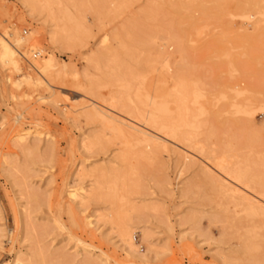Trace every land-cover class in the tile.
I'll use <instances>...</instances> for the list:
<instances>
[{"label":"rangeland","instance_id":"rangeland-1","mask_svg":"<svg viewBox=\"0 0 264 264\" xmlns=\"http://www.w3.org/2000/svg\"><path fill=\"white\" fill-rule=\"evenodd\" d=\"M237 1L0 0V39L53 65L0 62V264H264V226L214 166L264 187V15L243 19ZM161 101L159 121L190 127L152 156L89 111L145 126L137 112ZM19 129L31 135L17 144Z\"/></svg>","mask_w":264,"mask_h":264},{"label":"bare ground","instance_id":"bare-ground-1","mask_svg":"<svg viewBox=\"0 0 264 264\" xmlns=\"http://www.w3.org/2000/svg\"><path fill=\"white\" fill-rule=\"evenodd\" d=\"M243 1H246V0H243ZM234 6L239 12L240 11L242 12L241 17L243 19H246L249 21L251 19L253 21L255 14H257L259 17L260 16L263 17V15H264V0H247L245 3L238 0ZM64 15L66 16V19L70 20V17H69L70 14H69L68 9L64 10ZM256 20H259V19H257V17H256ZM256 20H254L255 21L254 26H255V24H256V26H258L259 22H261V20H259V21H256ZM75 23H77V22H75ZM251 24H253V23L251 22ZM62 28H63V26H62ZM58 29H59V27H58ZM58 29L56 27V31H54L55 29H53L50 32V35H51L50 38H52V40L60 39L59 37L61 35L59 34ZM63 30H66V29H63ZM20 40H21L20 37L19 38L15 37L12 41H10L6 38L0 39V62L1 63L16 66L15 54H24L30 59L29 53H30V51H32L33 47H31L29 50L22 48L20 46ZM62 40H64V39H62ZM167 41L169 42V44L171 43V44L176 46V49H177L176 52H180L179 40H177L173 37H168ZM30 60H31V63L35 66V68L40 72V75L47 74L53 68V65L51 64L49 59H42V60L30 59ZM56 74H58V73H56ZM38 80H40V79H38ZM177 82H178L177 83L178 85L180 84L179 86L177 85V87H179V88L176 89V93L178 95L177 101L179 103V106H177V108L180 110V114H182L181 111H183L184 113L187 112V108L185 106V103H186V96H185L186 91H185V89L186 88H184L182 86L180 79ZM237 93H239V92H237ZM193 95H195V97H198L199 94H198V92L195 91ZM138 99H139V97H138ZM138 99H136V100H138ZM140 100H142V99H140ZM174 102L177 103L176 101H174ZM154 104H156V103H154ZM135 107L137 108V106H135ZM175 107H176V105H175ZM133 109L135 110V108H133ZM142 109L144 110V108H142ZM89 111H90V113L93 114V116L95 115L97 118H99L104 125L108 126L109 129H111L117 135H119L121 138H123L125 143L132 142L134 145L138 146L139 147L138 151L140 152L139 154H141L142 156H152L157 150H159L165 144L166 140L177 139L178 128H180L181 126L190 127V123L185 122L183 118H182L183 121L181 123H175V122L174 123H166L165 121H167V120L165 118H164V122L159 121L158 115L165 114V116H166V113H167L166 103L163 101L158 103L156 113H153L151 111L146 110V114L144 115L145 111L137 112V116L139 117L138 121H142V123L145 126H142L138 122L130 120V119L127 120V119H123L121 117H116L115 115L109 114L107 112H104V111L96 108L92 104L90 105ZM136 111H139V110H136ZM244 112H247V110H244ZM174 119L175 118L173 117V120ZM28 135H31V133L28 132L27 130L25 131L24 129H19V130H17L16 134H14L13 138H14L15 143L18 144V143L25 141V139L28 137ZM39 135H40V133L36 132L33 134L32 137L36 138ZM179 135H181V133ZM184 137H185V135H184ZM182 139H183V137H182ZM184 140H186V139H184ZM228 163L229 162L227 160H223V159L216 160V162L214 163V166L216 168V172H218L221 175V176H219V182H218L219 188L224 193H227L230 197H232L236 200V203H235L236 206H240L242 208V209L240 208V210H242V212L245 214L246 218L250 219V221L252 223H254V227H256L255 220H257L259 222L260 227H263L264 226V187H255L256 185H254V184L252 185V187H250L249 182L244 183L243 181L246 178H249V180H253L255 178L254 177L255 175L254 174L251 175L252 174L251 172H250L251 173L250 174L247 169H242V168L237 169V170L235 169L234 171H232L231 169H229L228 166L230 164L228 165ZM232 180H234V182ZM248 188L251 191L246 190ZM79 190L80 189H77V190H74L73 192L68 193V196H69L71 201L77 200L79 203H81L83 201L84 198H82V197L86 195V192H84L82 190L79 191ZM85 198H86V196H85ZM88 223L89 222H87V224ZM120 237H121V240L126 243V246L131 245V243H130V230L128 227L121 228ZM249 247L251 249L252 248L253 249H259L258 245H256V244L255 245L250 244ZM129 248H130V246H129ZM133 251H134V249H133ZM20 260H18V258H17L15 261L17 263L23 264L21 262L22 260L21 261ZM29 264H32V263H29Z\"/></svg>","mask_w":264,"mask_h":264},{"label":"built area","instance_id":"built-area-1","mask_svg":"<svg viewBox=\"0 0 264 264\" xmlns=\"http://www.w3.org/2000/svg\"><path fill=\"white\" fill-rule=\"evenodd\" d=\"M37 55H36V53L35 54H33V57H36Z\"/></svg>","mask_w":264,"mask_h":264}]
</instances>
